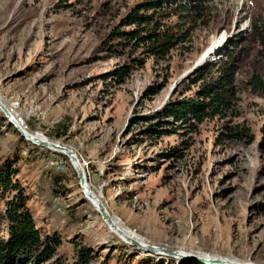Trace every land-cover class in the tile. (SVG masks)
<instances>
[{
	"label": "rangeland",
	"instance_id": "obj_1",
	"mask_svg": "<svg viewBox=\"0 0 264 264\" xmlns=\"http://www.w3.org/2000/svg\"><path fill=\"white\" fill-rule=\"evenodd\" d=\"M141 1L0 0V98L35 137L75 150L122 228L185 255L157 254L112 231L75 161L26 138L2 106L0 170L15 163L42 233L62 237L55 256L65 264L83 246L91 264H231L198 254L264 264V86L254 81H264V0H212L201 18L169 10L163 26L182 38L166 57L112 37L131 27L122 20ZM139 57L124 82L106 78ZM223 75L227 117L190 127L157 116Z\"/></svg>",
	"mask_w": 264,
	"mask_h": 264
},
{
	"label": "trees",
	"instance_id": "obj_2",
	"mask_svg": "<svg viewBox=\"0 0 264 264\" xmlns=\"http://www.w3.org/2000/svg\"><path fill=\"white\" fill-rule=\"evenodd\" d=\"M210 1L212 0H143L122 20V25L131 27H117L112 37L120 38L118 43L122 47H142L148 56L166 57L182 37L176 29L165 28L161 18L171 15V9L176 14L186 11L188 16L201 18L205 16ZM144 61V58L139 57L133 63L118 65L107 72L106 78L114 84L122 83L133 72L134 64L137 62L136 65H142ZM226 76L202 84L195 95L170 101L157 116L173 117L190 127H196L199 122L211 117H227L232 109V102L228 97L229 81L224 80ZM254 81L258 86H264V81L259 76H255ZM159 120L168 122L167 118ZM150 128L153 132L162 129ZM231 135L240 138L248 133L233 130ZM17 173L18 169L13 161L0 170V264H65L62 257L55 256L62 237L59 234L45 236L42 233L30 208L26 187ZM76 250L77 255L71 264H91L95 255L88 246Z\"/></svg>",
	"mask_w": 264,
	"mask_h": 264
},
{
	"label": "bare ground",
	"instance_id": "obj_3",
	"mask_svg": "<svg viewBox=\"0 0 264 264\" xmlns=\"http://www.w3.org/2000/svg\"><path fill=\"white\" fill-rule=\"evenodd\" d=\"M245 26V28H243L244 30L245 29H247L248 28V26L245 24L244 25ZM225 41V39H221V40H219V43H216V45L213 47V48H216L218 45H221L223 42ZM219 47V46H218ZM212 54V49H210L209 50V52L204 56V57H202V59H201V62H202V60L205 58V57H208V55H211ZM0 105L1 106H3L4 108H6L8 111H9V113H11V114H13L14 116V118H15V121L23 128V129H26L25 128V126L18 120V118L15 116V114H14V112L11 110L12 108H9V106H7V104L0 98ZM12 121H14V119H12ZM22 133L25 135V137L26 138H28V139H35V140H38V141H44L45 143H46V147L48 146V147H50V148H53V149H55V150H58V151H60V152H62V153H64V154H68L69 156H70V154H69V151H67V150H65L64 148H60V147H56V146H54L53 145V143H52V141H50V140H43V139H40V138H38V137H35L30 131H28L27 129L26 130H23L22 131ZM40 143V142H39ZM72 158V157H71ZM73 160H74V158H72ZM76 160V159H75ZM74 160V161H75ZM73 161V162H74ZM75 166H76V169H77V171H80L82 174H83V176L85 175V168H84V165H82L81 164V160H79V161H75ZM86 178V177H85ZM83 188H84V190L86 189V191H85V195H88V197H89V199L91 200V202L93 203V205L97 208L98 207V211H100V208H99V203H100V201L103 203V201L97 196V195H95L92 191H91V186H90V183L88 182V178L86 179V183H85V186H83ZM103 205H105V203H103ZM105 207H106V205H105ZM106 209H107V207H106ZM108 210V209H107ZM111 216V215H110ZM112 217V216H111ZM112 219H113V222L112 223H109L108 221V223H109V225H110V228H111V230L112 231H114V232H117V233H119V235H121V237L122 238H125L126 240H128V241H131L132 239H135V240H137L141 245H142V248H145L146 250H153L155 253H157V254H160V253H165V252H167V253H169V254H171V255H173V256H180V255H185L184 253V251L183 250H178V251H173V253H171V252H169L168 250L169 249H166V248H164V247H161V248H158L157 246H156V249H153V248H151V246L150 245H148V244H146L142 239H139V238H137L133 233H131L130 231H128V230H126V229H124V228H122L121 226H120V224H119V222L116 220V219H114V217H112ZM148 247V248H147ZM184 252V253H183ZM187 253V252H186ZM198 256L200 257L199 259H201V260H204V261H212V262H215V261H220L221 263H231V264H238L236 261H234L233 260V262L232 261H230V260H228V259H225V258H223V257H220V256H217L216 254L214 255V256H209V255H204V254H198ZM202 257V258H201ZM239 264H245V263H239Z\"/></svg>",
	"mask_w": 264,
	"mask_h": 264
},
{
	"label": "water",
	"instance_id": "obj_4",
	"mask_svg": "<svg viewBox=\"0 0 264 264\" xmlns=\"http://www.w3.org/2000/svg\"><path fill=\"white\" fill-rule=\"evenodd\" d=\"M1 106V105H0ZM3 107V106H2ZM4 108V107H3ZM4 110H5V112H7L8 114H9V111L6 109V108H4ZM10 118H11V120L12 119H14V122H15V124H17V126H18V128L21 130V131H23V130H25V129H23L16 121H15V118L13 117V116H9ZM34 142H37V143H39L40 142V144H42V145H46V143L44 142V141H38V140H35V139H32ZM50 141H52V143H53V145L54 146H56V147H60V148H64L65 150H67V151H69V154H70V157H72V158H74V160L76 159L77 161H79L80 159L78 158V156H77V154L75 153V150L72 148V147H70L69 145H65V144H62V143H59V142H56V141H53V140H50ZM71 158V159H72ZM75 160V161H76ZM78 175H79V177H80V179H81V183H82V186H85V183H86V178L83 176V174L80 172V171H78ZM99 208H100V213H102L103 214V216L107 219V221L109 222V223H112L113 222V219H112V217L110 216V213L108 212V210L106 209V207H105V205H103V203L100 201V203H99ZM112 215V214H111ZM132 242L133 243H135V244H137L139 247H141V244L137 241V240H135V239H132ZM156 246L157 245H154V244H152L151 245V248H153V249H156ZM162 247H164V246H162ZM167 249H169L168 251L169 252H171V253H173V251H174V249L173 248H167Z\"/></svg>",
	"mask_w": 264,
	"mask_h": 264
},
{
	"label": "built area",
	"instance_id": "obj_5",
	"mask_svg": "<svg viewBox=\"0 0 264 264\" xmlns=\"http://www.w3.org/2000/svg\"><path fill=\"white\" fill-rule=\"evenodd\" d=\"M16 115V117L19 119L20 117H22V116H17V114H15Z\"/></svg>",
	"mask_w": 264,
	"mask_h": 264
}]
</instances>
